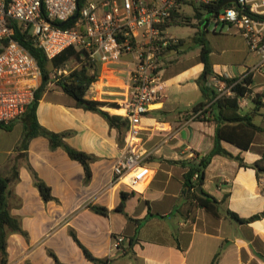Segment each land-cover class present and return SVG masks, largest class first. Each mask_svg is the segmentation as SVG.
Segmentation results:
<instances>
[{"label": "crops", "instance_id": "1", "mask_svg": "<svg viewBox=\"0 0 264 264\" xmlns=\"http://www.w3.org/2000/svg\"><path fill=\"white\" fill-rule=\"evenodd\" d=\"M205 18L200 16L199 27ZM173 24L172 14L164 32L177 39L178 46L160 56L162 95L141 121L142 148L148 160L141 168L145 179L135 185L136 190L112 181V167L122 153L127 125L118 130L100 114L76 107L54 82L38 101V123L48 131L63 133L66 145L92 157L89 178L79 162L61 147L51 149L43 136L20 146V119L10 130L0 127V176L11 177L8 209L26 233H8L5 264H54L55 258L61 264H94L72 234L95 259L107 260L106 264H210L217 253L218 264H264V193L259 184L264 174L253 167L264 153V114L258 110L253 116L263 131L255 135L248 150L221 141V148L232 157L214 155L205 169L201 188L219 201V216L196 207L184 184L186 168L169 161L207 155L214 147L216 123L210 111L203 120L193 117V106L207 102L212 93L204 94L197 83L203 70L200 53L179 61L184 42L168 34ZM222 26L229 32L220 31L218 52L210 49V71L222 78H238L257 62V56L235 27ZM102 75L85 98L118 105L123 93L120 73ZM259 82L256 77L253 84ZM102 109L108 111V107ZM109 111L121 117L119 111ZM33 173L50 188L51 200H42ZM122 192L127 197L119 211ZM93 207L107 213L100 214ZM226 211L241 219L263 215L237 223ZM119 237L123 241L116 248Z\"/></svg>", "mask_w": 264, "mask_h": 264}, {"label": "built area", "instance_id": "2", "mask_svg": "<svg viewBox=\"0 0 264 264\" xmlns=\"http://www.w3.org/2000/svg\"><path fill=\"white\" fill-rule=\"evenodd\" d=\"M179 1L85 0L78 8V0H0V124L8 125L23 117L41 82L35 58L13 38L15 30L9 24L11 20L27 30L32 45L48 60L70 47L83 52L82 58L100 71L93 84L103 78V73H120L118 80L123 93L117 106L123 110L121 117L127 127L122 153L112 167V181L136 190L135 185L145 179L141 168L148 160L142 148L141 121L162 95L160 56L170 45L178 43L165 34L164 27L178 9ZM192 1L214 5L219 0ZM211 20L214 27L218 24L235 27L248 50L257 56V62L238 78L209 73L204 85L213 99L194 112L193 117L202 116L216 99L235 97L237 86L245 89L237 97L238 109L247 111L256 106L255 100L259 99L264 114V0H236L218 10ZM61 22L71 24L62 28ZM53 71L58 75L66 72ZM256 77L260 82L253 84ZM246 78H250L249 84L245 83ZM54 81L55 77L51 76L47 87ZM136 170H140L138 175L126 181ZM196 177L195 174L193 179ZM259 184L264 193V179ZM122 241L121 237L116 239L114 247Z\"/></svg>", "mask_w": 264, "mask_h": 264}, {"label": "trees", "instance_id": "3", "mask_svg": "<svg viewBox=\"0 0 264 264\" xmlns=\"http://www.w3.org/2000/svg\"><path fill=\"white\" fill-rule=\"evenodd\" d=\"M84 1L85 0H78V8L82 6ZM220 1L221 0H219L214 5L199 3L198 6H196L192 2L190 3V5L194 6L195 17L199 19L202 15V13L200 12L201 9L206 10L207 13L210 14ZM172 14L174 18L179 16L177 10H174ZM9 24L15 30V35L13 38L18 41L35 58L41 71V82L38 88L34 91V99L30 103V105H28L25 114L20 119L22 121V135L19 141V145L22 147H26L27 143L32 138L37 136H43L48 139L51 149L61 147L72 160L79 162L83 166L85 177L89 178L90 170L88 167V162L92 159V157L66 145L63 141V133H54L40 126L36 117V109L38 106V101L47 89V84L50 80L51 70L63 69L65 64L70 59H75L76 61L78 60L79 63H81L80 66H76L74 69H71L67 74L61 75L58 80L54 81V84L59 87L66 95H68L74 100V104L76 107H80L84 110L100 114L106 120L109 126L115 127L118 130H120L122 126L125 127L127 123L123 118L118 115L110 114L111 111H109V109L113 111H119V109H116L118 108L117 104L107 103L103 101H94L85 98V94L88 91L89 87L97 80L98 67L94 64H90L86 61V59H83L81 57L83 52L75 50L73 47L65 49L58 56L54 57L51 60H48L39 48H36L32 45L30 35L28 34L27 30L22 29L21 24L11 20L9 21ZM70 24L71 22L65 23L61 27L68 28ZM199 42L201 45L200 57L203 63V70L197 80V83L200 90L205 94L209 91L205 87L204 81L205 77L209 73H211V66L208 59L210 49L202 37L199 38ZM176 46L178 45H170L168 48H174ZM250 82V78L245 79V83L249 84ZM244 91V88L237 86L235 97L216 99L214 102L211 103L209 107H207V109L203 111L202 116L197 117L198 119L203 120L205 118L206 113L210 111L216 123L214 147L207 155L202 157L196 155L193 159L189 160L169 161L170 163L179 164L186 168V172L184 173L183 178L185 186L188 187V189L190 190L188 193V198H193L195 200L196 207L204 208L207 212L211 213L216 217L219 216V201H217L213 196L205 193L204 191H202V195H199L196 192V188L203 184L206 167L208 166L210 160L214 155L232 157L230 154H228L225 150L221 148V141L230 143L238 149L245 151L248 150L250 145L253 143L255 135L263 131L260 126L256 125L253 122V116L256 114L258 109H260L259 99L255 100L256 106H254L250 112L243 113L238 109L237 97L242 95ZM212 99L213 95L209 97L207 102H202L194 105L192 108L193 112L202 109ZM103 107H108L109 112L104 111L102 109ZM14 122L8 125L0 124V127L5 130H10ZM253 167L259 174H264V153L262 154L261 159L254 163ZM195 174L197 175V177L196 179H193V176ZM33 179L34 185L38 189L42 200H51L52 196L50 193V188L34 173ZM10 181V176H0V264H5L6 262V240L8 233L17 232L26 236V233L20 227L18 219L13 217L8 209ZM120 196L121 202L118 207V210L123 211V205L127 195L126 193L122 192ZM93 209L100 214L107 213V210L104 208L93 207ZM226 215L237 223H248L260 218L263 214H257L248 219H241L236 214L230 211H226ZM72 237L75 242L80 246L84 256L88 260L92 261L94 264L107 263V260L95 259L80 244L74 234H72ZM219 257L220 253H217L213 257L210 264H218ZM54 264L61 263H59L58 260L55 258Z\"/></svg>", "mask_w": 264, "mask_h": 264}, {"label": "rangeland", "instance_id": "4", "mask_svg": "<svg viewBox=\"0 0 264 264\" xmlns=\"http://www.w3.org/2000/svg\"><path fill=\"white\" fill-rule=\"evenodd\" d=\"M93 1H100V0H93ZM194 3L196 6H198V2H194L192 0H180L179 1V8L177 9V13L179 14L178 17H175V24H173L168 29V34L181 39L184 43L182 45L181 51H183V54H180L179 61L181 60H188L193 58L194 56L198 55L201 50L199 38L202 37L206 42L209 49L218 52L216 49V43L217 39L220 40L221 38H218L220 35V31H222V34H227L229 31H227L226 26H222V24L217 25V30L215 31V36H213L212 30L214 28V22L211 20V13L208 14L206 10H200L203 16H206L205 20L201 23V27L198 25V19L195 17V10L194 6L190 5V3ZM206 26V31L204 32V28ZM232 31H234L232 29ZM82 57V56H81ZM82 59V58H81ZM75 59H70L63 69L66 72H61L60 75H58L55 71L51 70L50 77L54 76L55 81L60 78L61 75L67 74L71 69H74L76 66H80L81 63ZM260 112L261 110L258 109ZM262 113V112H261ZM261 116V115H259Z\"/></svg>", "mask_w": 264, "mask_h": 264}, {"label": "water", "instance_id": "5", "mask_svg": "<svg viewBox=\"0 0 264 264\" xmlns=\"http://www.w3.org/2000/svg\"><path fill=\"white\" fill-rule=\"evenodd\" d=\"M229 3H236V0H221L217 4V6L215 7V9L211 12V14L212 15L215 14L218 10H220L221 8H223L224 6H226ZM74 18H75V15L73 17H71V19H74ZM63 24H64L63 22L59 23L60 26H62ZM186 190H188V187H186ZM196 192H197V194L202 195V188H201V186H198L196 188Z\"/></svg>", "mask_w": 264, "mask_h": 264}, {"label": "bare ground", "instance_id": "6", "mask_svg": "<svg viewBox=\"0 0 264 264\" xmlns=\"http://www.w3.org/2000/svg\"><path fill=\"white\" fill-rule=\"evenodd\" d=\"M119 113L122 114L123 113V110L122 109H119Z\"/></svg>", "mask_w": 264, "mask_h": 264}]
</instances>
